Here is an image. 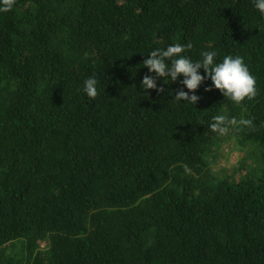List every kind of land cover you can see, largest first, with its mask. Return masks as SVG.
Returning a JSON list of instances; mask_svg holds the SVG:
<instances>
[{"label": "trees", "instance_id": "1", "mask_svg": "<svg viewBox=\"0 0 264 264\" xmlns=\"http://www.w3.org/2000/svg\"><path fill=\"white\" fill-rule=\"evenodd\" d=\"M175 43L194 61L242 56L258 95L235 105L208 78L195 104L178 101L182 75L146 92L143 60ZM93 76L95 99L83 91ZM219 113L255 130L217 136ZM230 140L259 152L260 173L214 172ZM0 264H264L254 0H16L0 12Z\"/></svg>", "mask_w": 264, "mask_h": 264}, {"label": "clouds", "instance_id": "2", "mask_svg": "<svg viewBox=\"0 0 264 264\" xmlns=\"http://www.w3.org/2000/svg\"><path fill=\"white\" fill-rule=\"evenodd\" d=\"M16 4V0H0V12H9ZM254 7L264 14V0H254ZM192 48V44L187 45L175 43L166 49H156L151 51L147 59L143 60V65L155 76L145 74L141 87L147 92L148 89H156L163 92V87L157 86L156 77L166 81H177L181 75L184 77L182 84L188 91L181 88L176 94V100H184L191 103L197 101L198 97L190 92H194L199 85L210 78L212 87L218 89L225 98L232 101L235 105H241L244 101L253 100L259 92L256 77L252 74L249 66L240 55H225L222 61L217 62L215 51H202L201 59L193 60L186 53ZM203 68L204 75L198 70ZM97 78L89 77L84 81L83 91L91 99L99 96ZM206 90H211L208 88ZM212 132L217 136L223 137L232 132H239L243 129L255 130L252 118L237 119L227 113H219L212 117L209 125ZM187 171V167L185 166Z\"/></svg>", "mask_w": 264, "mask_h": 264}, {"label": "rangeland", "instance_id": "3", "mask_svg": "<svg viewBox=\"0 0 264 264\" xmlns=\"http://www.w3.org/2000/svg\"><path fill=\"white\" fill-rule=\"evenodd\" d=\"M247 146H241L234 141L230 140L225 145H222L217 155L212 161V169L216 174L223 178V174L229 173L234 178L240 177L244 172H251L254 170L256 175L261 172L263 167L260 160V154H254L255 157L251 156L253 154L250 150L246 149ZM257 155V156H256ZM258 158L256 161L254 159ZM251 170V171H250Z\"/></svg>", "mask_w": 264, "mask_h": 264}]
</instances>
